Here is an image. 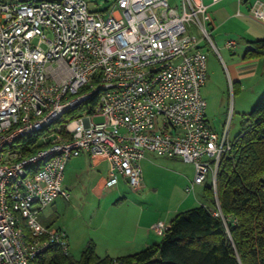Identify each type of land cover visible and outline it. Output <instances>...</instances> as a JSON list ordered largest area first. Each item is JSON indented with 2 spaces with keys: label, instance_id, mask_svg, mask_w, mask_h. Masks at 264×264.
Instances as JSON below:
<instances>
[{
  "label": "built area",
  "instance_id": "built-area-1",
  "mask_svg": "<svg viewBox=\"0 0 264 264\" xmlns=\"http://www.w3.org/2000/svg\"><path fill=\"white\" fill-rule=\"evenodd\" d=\"M252 14L264 23L262 4ZM211 23L199 0H118L106 11L87 0H0V264L69 254L67 234L38 214L69 200L67 163L85 154L108 160L107 192L121 177L142 190L150 153L194 166L187 192L210 178L217 194L231 124L222 134L208 124L207 54L189 34L194 24L213 46Z\"/></svg>",
  "mask_w": 264,
  "mask_h": 264
},
{
  "label": "trees",
  "instance_id": "trees-1",
  "mask_svg": "<svg viewBox=\"0 0 264 264\" xmlns=\"http://www.w3.org/2000/svg\"><path fill=\"white\" fill-rule=\"evenodd\" d=\"M250 49L247 57L264 59V40ZM247 118L232 153L221 161L217 194L206 187L204 205L178 213L159 244L101 258L90 241L80 260L52 248L35 264H264V96Z\"/></svg>",
  "mask_w": 264,
  "mask_h": 264
},
{
  "label": "rangeland",
  "instance_id": "rangeland-1",
  "mask_svg": "<svg viewBox=\"0 0 264 264\" xmlns=\"http://www.w3.org/2000/svg\"><path fill=\"white\" fill-rule=\"evenodd\" d=\"M117 1L87 0L89 9L93 11H104ZM177 1L171 0L170 6L176 8ZM194 29L196 28L194 27ZM190 30L191 28H189ZM206 42L212 46L208 40ZM209 52L212 55L215 54L212 49H209ZM205 53L207 54V52ZM220 67L211 60L206 80L207 85L202 88V95L207 102V120L211 129L222 134L227 125L231 124L230 141L234 142L248 126L247 115L262 99L264 91L260 97L253 100L255 93L249 91L252 84L247 83L244 93L240 92L242 95L240 93L235 95L233 86L223 76L222 71L219 70ZM96 121L99 122L101 119H96ZM73 159L69 160L66 176L67 181L75 180L78 183L76 193L72 195L74 204L58 197L53 205L38 214V221L67 234L70 238L69 254L74 260L81 259L85 248L84 240L93 228L92 219L94 216L95 218L99 217L97 215L99 207L107 208L110 204L123 199V203H127L132 208L139 207L142 211L162 214L165 218L168 214L173 213L171 218H175L178 213L205 202V189L211 186L212 181L209 178L206 184L196 187L194 192L189 193L186 189L195 179L192 165L186 164L181 159L172 160L148 154L147 159L142 163L144 172L142 190L134 191L129 183L122 180L118 190L109 191L108 200L105 202L101 194L105 190L108 180V176L106 178V170L109 168L108 160L91 157L87 154ZM95 236L96 234L93 235L94 238ZM96 238L98 237L96 236ZM98 240L101 245L105 244L102 239L98 238ZM102 252L100 249L98 255L100 256ZM100 257L104 258L105 256Z\"/></svg>",
  "mask_w": 264,
  "mask_h": 264
},
{
  "label": "crops",
  "instance_id": "crops-1",
  "mask_svg": "<svg viewBox=\"0 0 264 264\" xmlns=\"http://www.w3.org/2000/svg\"><path fill=\"white\" fill-rule=\"evenodd\" d=\"M182 1L183 0L177 1L178 8L182 5ZM199 1L208 7V12L211 15L212 23L210 24L209 29L212 34L214 45L210 46L207 44L194 24L190 25L189 28H191V30L189 31V34L200 42V47L208 54L207 75L211 60H213L219 67L221 65L219 70L222 71L223 76L226 80H229L230 84L233 86L235 95L240 92L244 93L245 85L251 83L252 86L249 91L255 93L253 100L260 97L262 91H264V59L256 57L249 58L247 55L251 50V43L264 40V23L255 19L252 14L253 9L260 4H262L264 11V0ZM194 27L196 29H194ZM229 41H235L236 46L234 48H228L227 43ZM209 49L215 51V54L212 55L209 52ZM206 85L207 84L205 83V86ZM146 159L147 156L142 163ZM192 167L195 172L193 165ZM108 172L109 168L106 170V178ZM122 180L127 182L126 178L121 177L116 190L119 189ZM77 185L78 183L75 182V180L73 182L67 181L65 170L63 187L70 194L68 200L70 204H74V197H72V195L76 193ZM106 192L107 191L103 190L101 194L102 199L105 202L108 200L109 196V191ZM188 201L189 199L187 202ZM123 202L124 200L121 199L110 204L107 208L104 207L101 209V207H99V213L97 214L99 217L95 218L94 216L92 219L93 228L84 240L85 247L90 241H93L97 247V252H99L100 249L103 251L100 253V256L103 255L105 257L110 256L113 258H119L133 255L140 249H146L161 242L162 237L154 233L151 228L157 222H164L167 226H170L174 219L171 218L173 213L168 214L165 218L162 214L158 215L142 211L139 207L132 208L128 206L127 203ZM204 203L205 202H202L200 205H204ZM94 234H96L100 240L102 239L104 241L105 244H102L103 246L98 242L99 240L96 236L95 238L93 237ZM68 241L70 247V238H68Z\"/></svg>",
  "mask_w": 264,
  "mask_h": 264
},
{
  "label": "water",
  "instance_id": "water-1",
  "mask_svg": "<svg viewBox=\"0 0 264 264\" xmlns=\"http://www.w3.org/2000/svg\"><path fill=\"white\" fill-rule=\"evenodd\" d=\"M127 182L129 183V179H127Z\"/></svg>",
  "mask_w": 264,
  "mask_h": 264
}]
</instances>
